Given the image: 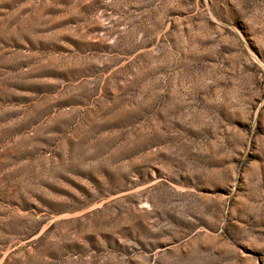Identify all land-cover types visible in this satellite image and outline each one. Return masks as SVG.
I'll return each instance as SVG.
<instances>
[{
  "label": "rangeland",
  "instance_id": "374dc122",
  "mask_svg": "<svg viewBox=\"0 0 264 264\" xmlns=\"http://www.w3.org/2000/svg\"><path fill=\"white\" fill-rule=\"evenodd\" d=\"M0 264H264V0H0Z\"/></svg>",
  "mask_w": 264,
  "mask_h": 264
}]
</instances>
